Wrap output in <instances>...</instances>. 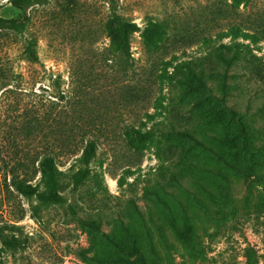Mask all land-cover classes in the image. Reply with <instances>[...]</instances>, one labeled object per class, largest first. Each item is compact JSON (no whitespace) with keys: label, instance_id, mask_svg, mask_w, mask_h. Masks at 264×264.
<instances>
[{"label":"rangeland","instance_id":"1","mask_svg":"<svg viewBox=\"0 0 264 264\" xmlns=\"http://www.w3.org/2000/svg\"><path fill=\"white\" fill-rule=\"evenodd\" d=\"M23 16L0 0V18ZM25 16L24 30L0 29V264H129L137 253L244 264L248 248L264 264L263 218L247 207L264 199V0H37ZM118 16L138 28L126 54L110 28ZM31 40L35 64L22 53ZM215 73L227 77L216 99ZM229 110L246 132L233 145ZM25 120L28 137L13 144ZM188 128L238 154L225 160L235 168L174 135ZM14 151L60 158L51 203L36 197L40 173L10 186Z\"/></svg>","mask_w":264,"mask_h":264},{"label":"trees","instance_id":"2","mask_svg":"<svg viewBox=\"0 0 264 264\" xmlns=\"http://www.w3.org/2000/svg\"><path fill=\"white\" fill-rule=\"evenodd\" d=\"M32 1H37V0H11V5L12 7L17 10L20 14L24 15L22 17V19H3L0 18V29L4 28V29H10V30H16V31H22L26 28V22L27 18L25 16V9L26 7L29 5V3H31ZM103 2L109 3L114 5L115 4V0H101ZM110 28L113 31V34L115 36V40L117 41L118 47L121 48V52L122 54H126L129 52V43H130V37L132 36V34L134 32H136L138 30L137 26L134 23H131L129 21H126L124 19H122L121 17H115V19L110 23ZM236 31V30H234ZM256 32L260 33L262 36V40H264V29H260V30H256ZM238 45L236 44L235 47H237ZM36 44L33 40L29 41L28 43H26V45L23 48V55L25 60L28 63H38L39 62V58L36 52ZM221 62H225L227 59H225L224 57L220 56L219 57ZM231 60L234 59V57L230 58ZM189 69V68H188ZM190 75L192 76L194 83H196L195 88L197 87H203L205 88L206 83H205V78L202 72H199L198 74H195V72H192L190 70ZM214 77V81L216 84H218V87H216V91L219 94H215L213 92L214 95H212V97L214 99H216L217 97H223L226 95V93L224 92V90L221 89L220 84H224L225 86V82L227 81V77L225 76H220L219 74L215 73ZM198 85V86H197ZM183 86L185 87H189L188 84H183ZM230 111V110H229ZM231 114H233V116L230 117V119L227 121V126L224 125L223 127V135H226L224 142L233 145L234 143L238 142L241 143L242 138H246V132H245V124L244 121L240 118L235 116L236 113L233 112L232 110L230 111ZM39 116V114L37 115ZM226 126V127H225ZM31 128V123H29L28 121H24L22 122V127L20 128L19 126H15L14 128V137L13 139H15L14 141H12V143H17L18 137L21 136L23 133V131L25 129ZM226 130L230 131V132H226ZM29 129L26 131L28 132ZM226 132V133H225ZM174 135H176L179 138L182 139H186L188 140L190 143V148L194 147V146H199L203 149H205L206 151H209L211 157H213V161H219L222 162L223 164H225L227 167L230 168H235V166L233 165H228L227 162L225 161L227 158V156H224V151L222 150V148H217L216 145H210L209 141L212 138H209L210 140L207 142H205L203 140V138L205 136L199 137L198 138V133L192 129V128H188L184 131H182L181 133H174ZM22 137V136H21ZM25 137H28L27 134H25ZM207 138V137H206ZM12 139L8 140V143H10ZM11 143V144H12ZM90 146L92 147L93 145L90 144ZM12 156L8 158V160L6 161V166H5V178L10 177V182H12L10 184V186L14 185L17 187V189H23V180L22 177H27L29 176L28 179H31L33 176H35L37 173H40L43 177V179L47 182L46 185V190L42 193H39L36 197L38 199V201H40L43 204H49L52 201V195L54 196V194L57 192V182L55 180V176H56V169H57V161H59V157L56 156L55 154H53V156L50 153L47 152H43V153H34L33 156L29 157V154H24L22 156H18L19 152L14 151L12 152ZM229 157L230 159H228V163L233 160H235L234 158L238 155L236 153H233L232 150L230 149L228 151ZM17 157H19L17 159ZM245 157V155H244ZM236 161V160H235ZM232 164V163H231ZM20 169H22V172H19ZM31 172H30V171ZM87 177V171H83L81 174L77 175L76 178H74V184L78 185L82 182L85 181ZM21 178V179H20ZM20 179V180H19ZM9 186V185H8ZM26 189V188H24ZM259 199H257L255 202L251 201L249 202V205L247 207H252L256 212H259V216L263 218V231H264V199L258 197ZM157 200L159 201V197H157ZM161 201V200H160ZM159 201V202H160ZM168 201L171 202H176L172 199L170 200H166L165 202L162 203V205L170 210L171 205ZM231 203L233 202L232 200H230ZM178 203V202H176ZM189 230H185V229H180V234L181 237H186L188 234ZM134 240V239H133ZM10 243L13 247H15L16 241H11L8 242ZM133 248L134 247V242L131 243ZM18 244H16L17 246ZM122 253L127 254L128 252L121 250V248L119 249ZM137 251V250H136ZM137 256L139 257L138 261L136 262H132L129 264H145L146 258L145 256L141 253L138 254ZM244 259L245 262L244 264H258V256L256 251H254L253 249H246L244 250ZM128 261V260H127ZM125 264V263H122ZM127 264V263H126Z\"/></svg>","mask_w":264,"mask_h":264}]
</instances>
